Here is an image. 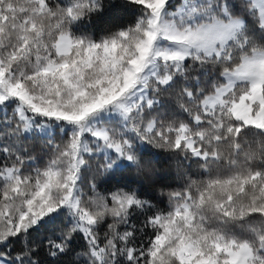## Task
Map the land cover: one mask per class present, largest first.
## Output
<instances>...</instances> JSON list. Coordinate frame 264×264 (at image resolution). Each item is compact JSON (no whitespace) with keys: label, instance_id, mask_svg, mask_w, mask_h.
Listing matches in <instances>:
<instances>
[{"label":"snow or ice","instance_id":"snow-or-ice-1","mask_svg":"<svg viewBox=\"0 0 264 264\" xmlns=\"http://www.w3.org/2000/svg\"><path fill=\"white\" fill-rule=\"evenodd\" d=\"M124 5L134 22L94 38L101 0H0V264H44L38 247L59 257L76 235L83 264H264V0ZM174 91L183 116L161 102ZM21 137L47 143L42 166ZM148 146L202 171L166 211L82 190L91 161L140 170Z\"/></svg>","mask_w":264,"mask_h":264},{"label":"trees","instance_id":"trees-1","mask_svg":"<svg viewBox=\"0 0 264 264\" xmlns=\"http://www.w3.org/2000/svg\"><path fill=\"white\" fill-rule=\"evenodd\" d=\"M103 11L93 15L91 23H86L84 28L86 34L99 38L109 32L115 31L121 27L130 25L135 20V7L124 5V0H101ZM198 76L199 73H191ZM179 88V85L177 86ZM165 110H174L179 115H185L179 112L176 103L175 91L163 95L161 98ZM56 142H60L59 133L56 136ZM2 143V141H0ZM20 145L26 149L24 155L33 157V163L42 166L50 155V148L43 140L36 138H20ZM2 156V154H0ZM96 161H91V170H86L82 174L81 188L85 193L89 192L91 183L95 182L96 189L101 194H107L117 188L135 191L142 200L148 201L152 208L151 212L166 211L169 207L168 193L183 187L187 179L191 177L196 179L202 176V171L194 161H185L182 157L176 156L163 149L148 146L147 152L141 157L143 167L138 170L136 167H130L116 172L114 175H98L96 173ZM145 213H136L131 217V223L140 228L148 215ZM122 225L120 230L123 231ZM107 230V222L101 225L100 236L103 239L104 232ZM140 238L137 233V239ZM45 239L43 232L33 233L29 237V243L39 245L40 241ZM20 242H16L13 251L19 250ZM86 249L85 241L79 236H74L69 251L59 257H51L47 254L44 247H38V258L44 264H83L84 258H77L76 253Z\"/></svg>","mask_w":264,"mask_h":264}]
</instances>
